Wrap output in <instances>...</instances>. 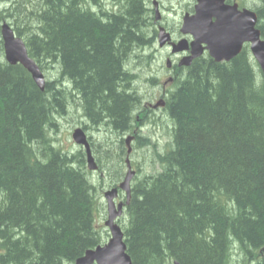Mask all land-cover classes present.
<instances>
[{
	"label": "trees",
	"instance_id": "obj_1",
	"mask_svg": "<svg viewBox=\"0 0 264 264\" xmlns=\"http://www.w3.org/2000/svg\"><path fill=\"white\" fill-rule=\"evenodd\" d=\"M5 1L0 23L12 22L45 83L4 61L0 37V264H75L106 234L84 152L61 151L49 133L72 102L114 136L90 142L98 188L122 181V137L147 124L130 67L154 42L152 12L148 0ZM253 1L264 40V0ZM164 104L171 147L135 175L121 226L131 264H228L232 247L264 264V77L248 47L229 62L196 60ZM137 134L136 147L151 145Z\"/></svg>",
	"mask_w": 264,
	"mask_h": 264
},
{
	"label": "rangeland",
	"instance_id": "obj_2",
	"mask_svg": "<svg viewBox=\"0 0 264 264\" xmlns=\"http://www.w3.org/2000/svg\"><path fill=\"white\" fill-rule=\"evenodd\" d=\"M164 5L166 7H170L172 10L167 12L168 14V24L169 26L175 25L178 21V16L181 10L185 9L187 5L192 0H163ZM5 0H0V9H4L6 6ZM248 6H252L255 2L253 0H246ZM10 23H12L10 21ZM152 46L147 48L145 51H141L142 55L133 58V65H131L130 69L133 70L134 75L137 76L138 82L133 81L134 86L137 88L136 91L140 96L142 102V112L144 114L145 122L144 126L137 127L134 126L131 134H126L122 138L126 140L128 138H134L133 134H137L138 136H146L151 140V145L146 146L145 148L136 147V140H132V148H127L126 144L124 146L129 150L128 156H123V161L125 159H129V162L134 171V175L137 177H141L144 174H148L150 172V165L153 160H155L156 155L160 153H165L171 147V129H170V120L165 116L162 108L156 106L157 101L161 100V88H165L167 91L171 89L174 85V81L171 83L169 81L165 82V77H169L164 72L165 60L163 55L164 52L160 51V48L157 46V43H152ZM144 56H150L152 61L149 58H142ZM150 63H149V61ZM56 71L52 69L48 72V76L50 79H54ZM163 81L165 84L163 85ZM171 83V84H170ZM72 103V102H71ZM67 106V114L57 121V129H52L50 131L49 137L53 140V144L55 147L59 148L61 151L68 154H76L81 150L79 146L74 144L71 139V133L74 128L83 127L86 125V130H84L90 136L91 142L93 141L96 144H102V142L108 144L112 140L114 143V136L107 132H101L100 130H92L91 126L88 122L82 118L81 114L78 111H75L71 105ZM69 107V108H68ZM139 119V118H138ZM136 125V124H135ZM101 138L106 139L101 140ZM132 143V142H131ZM116 144V143H115ZM99 155V154H98ZM100 156V155H99ZM95 162L96 158H95ZM138 163L141 167V170L137 172ZM126 172V170H125ZM103 177L102 173L97 172H88V178L91 183L96 187L94 192L95 201H96V211H95V220L94 225L96 230L104 232L103 222L106 216L105 202L103 198V194L107 189V187H103L102 189L98 188L97 185L102 184L101 178ZM135 179V177H134ZM132 180V182L134 181ZM106 185V184H104ZM128 218L125 215L121 217L119 221L120 225L125 226ZM106 238H104L105 240ZM232 253L230 254V260L228 264H246L245 260L242 258V255L239 254L235 247H232ZM244 262V263H243ZM248 264H252L248 262Z\"/></svg>",
	"mask_w": 264,
	"mask_h": 264
},
{
	"label": "water",
	"instance_id": "obj_3",
	"mask_svg": "<svg viewBox=\"0 0 264 264\" xmlns=\"http://www.w3.org/2000/svg\"><path fill=\"white\" fill-rule=\"evenodd\" d=\"M209 0H202V3ZM200 18L195 17L184 22L181 29L182 33H189L194 37L190 43L191 60L202 54L201 44H205V49L209 56L215 62L229 61L240 53L242 45L249 44L250 53L257 63L261 73L264 76V40L260 38V32L255 28L256 15L254 12L243 10L236 12V7H228V22L212 23L208 21L213 12L208 15L200 10ZM0 34L3 42L4 57L7 63L14 65L20 64L31 75L33 81L39 89H43V77L34 61L27 55L23 41L14 36L12 29L3 23L0 28ZM158 39L160 44L170 41V37L161 28ZM173 52L186 49V41L181 40L178 44H173ZM72 138L85 148L87 156V167H94L85 136L80 129H76ZM132 172H128L125 180H129ZM129 192H127V195ZM116 196V191H110L106 194L108 221L105 225L110 230V239L103 247H96L94 250H88L85 254L75 261V264H131L129 256L126 254V247L123 242V234L119 227L113 224V220L120 212L114 210L112 203ZM120 206H118V209ZM173 264H178L174 262Z\"/></svg>",
	"mask_w": 264,
	"mask_h": 264
},
{
	"label": "flooded vegetation",
	"instance_id": "obj_4",
	"mask_svg": "<svg viewBox=\"0 0 264 264\" xmlns=\"http://www.w3.org/2000/svg\"><path fill=\"white\" fill-rule=\"evenodd\" d=\"M148 8L152 12V23H153V31L157 30L159 27H163L170 35L172 42H177L180 39H186V41L189 43L192 40V36L190 35H184L181 33V26L183 24V21L185 19H189L190 17H198L200 18V10L210 15L211 12H213V16H210L208 21L212 22H219L224 23L228 22V5H234L238 4V10H241L242 8H246L245 1L246 0H216L213 4H207L202 3L201 0H192L185 9L181 10L177 23L171 27L168 24V14L170 10H172L170 7H166L164 5L163 0H148ZM155 4V5H154ZM153 5V7H152ZM158 5V6H157ZM156 10H159V20L155 21V13ZM160 51L164 52L163 55L165 64L169 67H164V72L169 76L165 77L169 82H173L176 80L177 77H179L182 73L187 71L189 67L193 65V63L196 62V60L200 58H206L208 56V52L204 51L202 53V56L196 57L193 60H188L189 58V51L173 54L171 52V47L168 44L167 46H164L160 49ZM152 61V59H151ZM163 81V85L165 84ZM170 83V84H171ZM166 93V89L162 88V96H164ZM161 104H163V100L160 101Z\"/></svg>",
	"mask_w": 264,
	"mask_h": 264
},
{
	"label": "bare ground",
	"instance_id": "obj_5",
	"mask_svg": "<svg viewBox=\"0 0 264 264\" xmlns=\"http://www.w3.org/2000/svg\"><path fill=\"white\" fill-rule=\"evenodd\" d=\"M155 5V4H154ZM158 6V5H157ZM152 7H153V5H152ZM155 15V21H158L157 19H159V10H156V13L154 14ZM161 27H159L157 30H155L156 31V35H155V37H154V42L153 43H157V46L161 49L162 47H164V46H167L168 44H166V43H164V44H160V42H159V39H158V37H157V32L159 31V29H160ZM152 46V45H151ZM172 52V51H171ZM173 54H175L174 52H172ZM165 66H166V64H165ZM42 74V77H43V89H44V83H45V77H44V74H43V72L41 73ZM262 74V73H261ZM263 75V74H262ZM264 77V76H263ZM174 84H175V81H174ZM174 86V85H173ZM163 88V87H162ZM162 88H161V90H160V92H161V100H163L164 101V98L166 97V94H167V92L170 90H166V93H165V95L164 96H162ZM43 89H40V91H43ZM71 139H72V141L74 142V144H76L77 146H79L80 148H82L83 147V145H81V144H79V143H77L72 137H71ZM128 139H131V138H128ZM128 139H126V141L128 140ZM132 140H133V138H132ZM126 144V143H125ZM88 147H89V149L91 150V146H90V143H88ZM128 152H129V150H128ZM128 162H129V159H126ZM93 163H94V167L92 168V169H88L87 171L88 172H97V163L95 162V157L93 156ZM130 163V162H129ZM133 173H134V171H133ZM131 182H132V179H129V180H122L116 187H110V188H107L108 190H106L105 192H104V194H103V198H104V202H105V205H106V194L107 193H109L110 191H116V193H117V197H118V199H119V201L121 202V198L123 197V195L125 194V193H127V192H129L130 193V190H131ZM121 226L122 225H120V229L122 230V228H121Z\"/></svg>",
	"mask_w": 264,
	"mask_h": 264
}]
</instances>
